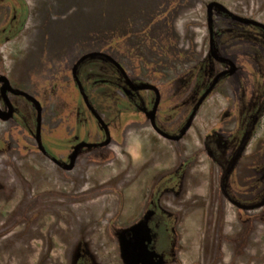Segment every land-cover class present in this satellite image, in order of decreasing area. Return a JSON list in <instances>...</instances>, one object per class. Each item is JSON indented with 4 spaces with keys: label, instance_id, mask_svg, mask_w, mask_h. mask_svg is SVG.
Instances as JSON below:
<instances>
[{
    "label": "flooded vegetation",
    "instance_id": "af4514ba",
    "mask_svg": "<svg viewBox=\"0 0 264 264\" xmlns=\"http://www.w3.org/2000/svg\"><path fill=\"white\" fill-rule=\"evenodd\" d=\"M28 15L25 0H0V121L20 124L34 138L35 151L65 171L74 170L79 160L98 166L110 144L122 155L132 142L140 162L127 151V175L141 188L137 196L143 203L133 223L146 220L154 261L179 263L178 235L190 214L221 220L231 209L244 223L264 216V21L211 2L206 34L193 38L191 66L185 67L183 53L176 51L168 68L141 58L143 72L135 66L134 43L129 69L118 55L93 51L70 63L43 45L37 66L47 73L31 90L17 87L7 70L8 60L22 54L17 47ZM143 40L152 42L154 52L174 56L161 40L158 45ZM71 84L75 100L65 93ZM81 87L88 94L84 99ZM46 90L53 98L41 95ZM78 102L85 111L82 130L67 125L68 106ZM47 108L55 123L48 131ZM58 132L63 136L52 142ZM40 138L55 144L52 154L41 149ZM117 153L105 159L112 161ZM81 256L87 261L89 255L83 250Z\"/></svg>",
    "mask_w": 264,
    "mask_h": 264
},
{
    "label": "rangeland",
    "instance_id": "374dc122",
    "mask_svg": "<svg viewBox=\"0 0 264 264\" xmlns=\"http://www.w3.org/2000/svg\"><path fill=\"white\" fill-rule=\"evenodd\" d=\"M25 2L29 15L17 47L22 54L8 60L7 70L17 87L31 90L41 83L40 75L47 73L46 68L38 70L37 66V50L43 45H49L54 57L62 55L70 63L93 51L118 55V60L129 69V52L134 43L135 66L140 71L144 63L141 58L147 62L150 58L167 68L173 66L176 51L183 53V65L188 67L193 38L199 40L206 34L204 21L211 2L243 17L264 21V0ZM144 38L153 39L156 45L161 40L168 53L174 51V56L154 52L152 42H144ZM80 63L74 70L78 79ZM17 69L18 73L12 72ZM85 92L83 99L88 96ZM46 93L51 94L41 91L45 98ZM65 93L69 100L76 99L73 84ZM108 93L105 89V95ZM50 97L53 98L52 94ZM69 107L72 116L67 125L75 124L82 130L80 120L85 111L79 102ZM49 109L45 115L47 131L55 124L50 122L53 112ZM89 125L95 128L93 122ZM61 136L58 132L52 142ZM112 138L117 141L116 136ZM39 143L46 154L55 149L51 140L40 138ZM35 147L34 138L20 124L0 121V264H123L118 233L138 222L133 223L143 207L137 196L141 188L127 175V151L139 164L137 147L128 142L127 151L122 150L121 155L115 149L117 146L110 144L98 166L84 165L79 160L72 171L57 168ZM109 152L117 153L112 154V161L106 160ZM226 214L221 220H202L195 213L183 221L178 235L182 248L177 255L178 264H264V216L244 223L235 218L231 209ZM83 250L89 255L87 261L80 260Z\"/></svg>",
    "mask_w": 264,
    "mask_h": 264
},
{
    "label": "water",
    "instance_id": "95a60500",
    "mask_svg": "<svg viewBox=\"0 0 264 264\" xmlns=\"http://www.w3.org/2000/svg\"><path fill=\"white\" fill-rule=\"evenodd\" d=\"M94 54L88 53L84 57ZM118 241L123 264H162L160 259L154 261L155 254L147 250L146 242L150 241V238L145 219L121 229L118 233Z\"/></svg>",
    "mask_w": 264,
    "mask_h": 264
}]
</instances>
